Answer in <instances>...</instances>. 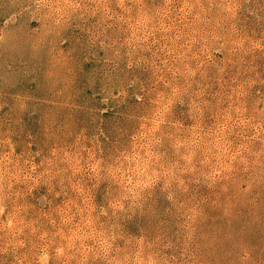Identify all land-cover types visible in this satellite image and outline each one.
Returning a JSON list of instances; mask_svg holds the SVG:
<instances>
[{"label": "rangeland", "instance_id": "374dc122", "mask_svg": "<svg viewBox=\"0 0 264 264\" xmlns=\"http://www.w3.org/2000/svg\"><path fill=\"white\" fill-rule=\"evenodd\" d=\"M0 264H264V0H0Z\"/></svg>", "mask_w": 264, "mask_h": 264}]
</instances>
